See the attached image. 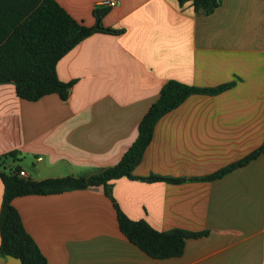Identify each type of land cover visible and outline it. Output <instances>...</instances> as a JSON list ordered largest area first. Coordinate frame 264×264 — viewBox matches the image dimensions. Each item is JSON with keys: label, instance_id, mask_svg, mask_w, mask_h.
Listing matches in <instances>:
<instances>
[{"label": "crops", "instance_id": "crops-1", "mask_svg": "<svg viewBox=\"0 0 264 264\" xmlns=\"http://www.w3.org/2000/svg\"><path fill=\"white\" fill-rule=\"evenodd\" d=\"M37 1L0 0V42ZM56 1L88 27L95 8L106 7L105 26L124 33L93 34L60 60L59 80L74 82L67 101L57 94L29 101L12 83L0 85V159L8 170L42 181L112 167L166 83L233 86L190 96L164 115L133 172L184 182L113 181L130 219L205 236L188 240L180 257L154 259L121 232L103 187L18 197L13 204L49 264H264V154L203 180L264 147V0H219L211 15L177 0ZM4 188L0 179V210ZM0 264L21 262L0 256Z\"/></svg>", "mask_w": 264, "mask_h": 264}, {"label": "trees", "instance_id": "trees-1", "mask_svg": "<svg viewBox=\"0 0 264 264\" xmlns=\"http://www.w3.org/2000/svg\"><path fill=\"white\" fill-rule=\"evenodd\" d=\"M38 0L36 6L25 14V18L13 26L8 37L0 42V85L12 83L21 99L38 101L50 94L61 99H69L74 82L59 80L57 64L87 37L105 33L121 35L124 29L106 27L104 16L110 11L106 7H96L93 15L95 24L91 27L74 19L56 0ZM180 6L191 3L199 15H211L219 6V0H177ZM233 86V83L217 88L201 89L178 81H169L162 88L157 101L144 115L138 127L135 143L124 154L118 164L96 171L90 175H73L58 179L33 181L20 176L16 167L8 170L0 159V179L4 184L2 209L0 210V256L17 259L21 264H49L34 239L29 235L22 218L13 202L21 196L57 195L67 191L103 187L105 195L113 202L121 232L132 244L154 259L167 260L180 257L186 242L198 239L207 232H188L174 229L163 232L154 229L143 220H132L120 208L114 197L113 181L122 178L141 180L145 183L165 182L180 184L184 178H166L133 175L141 163L143 155L153 139L154 129L167 113L181 106L194 95H218ZM264 154V147L252 152L244 159L232 163L214 175L203 180L219 179L238 168L248 165ZM14 154H8L15 161Z\"/></svg>", "mask_w": 264, "mask_h": 264}, {"label": "built area", "instance_id": "built-area-1", "mask_svg": "<svg viewBox=\"0 0 264 264\" xmlns=\"http://www.w3.org/2000/svg\"><path fill=\"white\" fill-rule=\"evenodd\" d=\"M108 5L109 6H111V7H113V6H116L117 5V2H115V1H111V2H108ZM20 176H22V177H25L26 175H25V172H23V171H20Z\"/></svg>", "mask_w": 264, "mask_h": 264}]
</instances>
